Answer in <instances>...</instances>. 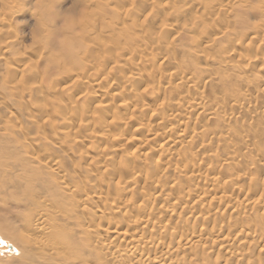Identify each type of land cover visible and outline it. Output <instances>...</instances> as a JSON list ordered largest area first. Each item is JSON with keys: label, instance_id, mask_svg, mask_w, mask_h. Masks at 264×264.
Segmentation results:
<instances>
[{"label": "rangeland", "instance_id": "374dc122", "mask_svg": "<svg viewBox=\"0 0 264 264\" xmlns=\"http://www.w3.org/2000/svg\"><path fill=\"white\" fill-rule=\"evenodd\" d=\"M56 1L58 3H56V5L51 4V6L52 10H56L55 13H57V10H60V13H57L58 15L55 19L57 24L62 23L67 16L76 14L75 10L77 6L74 11H71L72 9L69 10L70 5L74 0ZM102 1L105 2L104 0ZM115 1L117 3L114 5L107 3L106 7L108 9L106 7L103 8L102 19L99 22H102L105 25L104 28L102 26V29L100 23L97 22L96 26L99 29L95 30L96 33H89L88 45L90 47L92 46L93 51L88 47V53L84 58L92 59L94 61L96 55L102 52V74L99 75L96 80L91 78L93 67L91 61L88 63L89 65H87V67H84V75L79 79L74 73L79 70L77 65H66L67 67L64 65V68L61 65V70L60 67L59 69L57 68L56 64H50L51 55L56 53L54 46L49 45L44 48L45 41L32 43L33 39L31 40V38L35 37L33 36L35 35V31H33L35 30L34 19L36 17L37 19H41L40 17L45 18V15L40 13L38 9L39 7L36 5L37 0H22L21 4L24 2V5H20V9L17 8L21 11L19 15L15 14V16H17H14L15 18L13 17L14 20L9 23L10 26H7L6 30L1 29L2 27H0L1 30L6 31H3L4 34L0 31V35L5 37L7 36V31L11 32L13 30L14 32H11L10 34L16 32L21 41L18 47H15L16 51L4 54L2 61L12 64L17 60L15 58H18L17 56L20 55V63L24 66L23 71H17L13 79L5 78L2 80L1 77L4 76L0 75V81L5 83L8 82V86L16 84L17 89H21V87H29V82V84H31L36 80H39L38 78H35L33 74L30 75V72L40 71L43 74L49 73L47 78V75L44 76L43 83H40L41 85L49 87L48 85L53 86L56 80L61 78V76L67 75L64 79L65 83H59L60 86L67 83L65 90L57 88L55 91L50 90V93H47L48 91L46 88H44L43 91L40 89L41 86L38 88L39 90L36 88L38 94H43L41 101L44 102V98L49 97V100L47 99L48 101H45L47 102V105L44 108H41V112L37 111L34 104L27 103V97L25 99L14 97L7 102L5 99L6 97L8 98L9 92L7 91V93H3V91L0 90V101L5 102L0 103V132H6L4 135L8 137L13 135L9 138L5 137V142H3V137L0 138V140L3 139L0 143L5 145V147L4 145H1L3 146L2 150L4 149V152L2 151V153L4 155L6 154L9 160L11 159L10 161L6 160L7 164L9 163V170L11 165L13 168L18 167L19 173L21 172L20 169H30L35 164L30 163L27 160H30L29 157L34 155H40V157L50 162H55L52 160H61V163L64 161L63 170L67 171L69 175L73 174L72 164H81L84 168L88 167L86 169L90 172L91 169H93L94 172L97 171L96 173L99 174V177H101V179L103 178L104 181L96 183V178H93L94 174L92 173L89 183L92 191L89 189L87 183L83 186L87 191H95L97 193L103 191L108 193V189L110 188L109 192L111 190V198L122 196L128 198L133 196L132 198L135 199L134 196L136 195L135 197L138 201L135 203L142 205V211H138L139 213H137L135 209H130V212L121 210L116 214L106 213L103 216L117 219H134L136 214L138 216H143L145 219L149 217L148 219L151 220V225H148V227L143 229V231L146 230V232H143L144 236L150 235L148 233H150L149 228L152 224L158 225L162 220V224L166 225V228L163 230L166 232V235L179 236L183 240L189 238L192 241V238L195 237V240H197L199 234H203L205 237L211 239L208 240L207 238H204V236H201L204 245L207 244L204 246V250L198 249V252L196 251V256H194V252L191 253V255L189 253H186L185 255L183 253H172L173 249L168 246L169 244L167 243V240L165 239L164 242L163 239L162 241L166 244L159 241L160 245L157 247L158 250H156L157 255H159L161 251H167L169 254H172L173 257H171L174 258V261L178 260V262H176L177 264H189L192 262V264H264V242H262L264 241V133L259 130L264 123V110L263 112L260 110L254 114L251 119L244 118V115L255 110V105L261 103L264 105V0H238L240 3L237 2V0H153L155 3L152 0H140L142 4L141 2L138 4L139 0ZM210 2L212 4H210ZM223 5L225 6V9ZM45 8L50 10L51 7L49 5ZM126 9H128V11ZM133 10H136L135 13ZM137 12H139V15ZM147 12L150 15L149 17L147 16ZM129 13L137 15L134 17L137 18V20L139 18V21H143L142 25H138V21L136 20L137 23H135L136 21L134 20L133 23H135V25L130 26L129 24H131V21L133 20H130ZM144 15H146V17H144ZM243 15H245L244 18ZM47 19L49 21H46V27L52 22V20H50L51 18L49 19V15L47 16ZM103 19L107 22H104ZM112 25L115 27H112ZM123 25L130 26L131 30L128 29L129 32H125L122 30L124 27ZM165 25H167V27ZM257 25L258 27H256ZM119 28L121 30H119ZM76 31H79L78 26L72 31V35ZM39 32L43 33L46 32V30L41 28ZM169 32H171V34ZM228 32L230 33L228 34ZM131 33H133V35L137 34V39L135 38V40L128 42L127 36H130ZM95 37H98V39L93 40ZM0 39V41L3 40V38ZM143 39L147 42L145 47L146 50L142 49V51H140L139 48H143V44H141L142 41H144ZM77 44L80 43L78 42ZM126 44L131 45L129 47L130 49H125ZM1 48L2 46H0V50ZM82 49L83 48L79 50V54H77L78 57L82 53ZM17 52H19V54H17ZM140 55H144L142 56L144 59H141ZM70 58L71 57L68 56L63 57V59H66L65 62L69 61L68 65L71 64L72 61ZM145 58L146 61H144ZM77 60L78 58L75 59V62ZM24 62L27 63L24 64ZM58 62L60 63V60H58ZM127 63H138V65L134 68H128ZM112 65L114 67H112ZM70 70L71 72L64 73L65 71ZM107 70H109V72ZM93 72L95 73V70H93ZM73 73L75 74V77L73 76L74 78L71 77V75H74ZM160 74L164 75L160 76ZM168 76H171V78L168 79ZM84 77H87L85 79L88 82L87 84L86 81L81 82ZM154 77L156 78L152 80ZM160 77H163V79ZM208 78H212L213 81H209ZM92 80L95 83L96 81L101 82V88L99 87L100 90L106 87L104 88V90H107L105 97L104 95L100 96L93 92L97 89L90 91L91 87H89V85H92ZM36 89L34 91H36ZM196 92L198 95L205 94L204 97L206 96L207 99L205 97L204 102L207 104L209 103L208 105L210 108L207 110L208 112L204 114H196L194 116L191 114L192 117H190L188 111L191 108V100H194L197 95ZM58 98L60 100H58ZM248 101L251 102L249 103ZM256 102L258 103L256 104ZM189 103L190 105H188ZM52 105L63 107V109L61 108V113L58 114L60 117L56 115L54 116L56 118L59 117L57 119L55 118L59 123L57 126L59 129L56 130L51 129V126L46 123V121H48L47 118H50V116L52 117L54 113L52 112ZM71 105L74 108L73 112L69 110L65 111L66 108L68 109ZM146 105L148 108H146ZM100 108L101 110H99ZM223 109L228 112L231 111V117H228L224 121L220 116V112H222ZM243 112H245L244 115L242 114ZM173 113H175L174 115L176 116L172 115ZM177 114H181L182 116H177ZM184 115L189 120L184 118ZM257 115L259 116L258 118ZM29 116H36L34 117L36 119V124L29 125V123H26L30 118ZM62 119H65L67 123H61L62 121L59 120ZM119 119H123V121ZM184 119L186 123L182 122ZM25 120L26 122H24ZM113 120L119 122L115 123ZM137 120H140L139 123ZM99 121H101L103 125L97 123ZM178 121L184 123L183 130H185L180 132L177 131V134H173L169 127H172L173 124L176 126L180 123ZM221 121L226 122V125L228 126L225 128L226 131L222 130L223 132L225 131L224 133L215 130L217 125L219 123L221 124ZM22 122L25 125L23 124L24 130L21 131L18 128L22 126ZM249 123H251V125ZM36 125H39L37 126L38 130ZM4 127H6L8 131L5 130ZM1 129L5 131L3 132ZM252 129L256 132H253ZM12 131L16 133L19 132L18 136ZM249 131L250 134L254 133L256 135L252 134V137H254L253 139L251 138ZM221 133L223 134L220 135ZM24 136H33L34 140L30 141L26 139L25 142H21ZM93 136L99 140L97 141ZM167 137L169 139H175L176 143L174 145H167L163 140V138ZM149 138V146L147 144L144 145L145 139ZM179 138L181 140H179ZM47 139L52 141H47ZM78 139L80 145L76 146L74 142L78 141ZM114 139L115 141L116 139H118V141L120 140L119 142L117 141L121 145H119L120 147L117 142L115 144ZM121 139H123L122 142ZM126 140L132 144H127ZM57 142L58 144H56ZM61 142L63 144H61ZM16 144H24L22 145L23 149L25 146L27 147V149L25 148L24 150H28V152L26 151L28 155L25 157L28 158L27 160L23 158V153L16 155V153H20L22 150L21 145H18V150L21 148V150L18 151ZM59 144L64 147L60 150L54 149V146ZM255 144L257 145V149L255 148ZM116 147H119L116 152L117 155L115 154V157L112 158L117 149ZM231 147H233V150H231ZM234 147L236 148L234 149ZM12 149L14 150V153L12 152ZM75 149H78L80 152L79 154L82 155L87 154L88 152L93 155L98 154V156H105L104 154H106V152L108 153L103 159V156L101 158L99 157L100 163L98 162V164H94L88 160H83L82 157H78L79 155L76 153L74 154L73 150ZM236 150L237 153L241 154V157H243L239 162L240 164L232 162L230 158L236 153ZM110 151L112 156L108 158ZM14 155L15 157L18 156V158L14 157V159ZM7 157H5V159ZM104 160L106 162H104ZM228 160H231V164H229L230 162ZM254 160L256 161L253 162ZM11 161L13 162L10 165ZM64 163L66 165H64ZM218 164H221L222 167L226 164L224 166L226 168L219 170ZM176 165L177 167H175ZM197 165L199 166V169ZM110 166L112 167L110 168ZM106 167H109L107 168L109 171L113 170V172H117H114L115 174H113V172L107 170L106 173ZM125 167L130 171H126V169H124ZM158 167L159 169H157ZM133 169L137 174L134 173L135 171ZM120 170L122 172L125 170L128 174L123 173L124 175L122 176ZM131 170L133 171L132 174ZM9 172L11 173L13 171H8V173ZM146 174L150 175L149 177L155 176L158 179H161L159 180L161 182L160 187L163 185V188L161 187V192L159 191L158 193L157 191H152V193H149L147 196L148 200L145 197V201L142 202L143 199L140 196H142V194L146 195L147 192H149L146 187L147 183L145 182V179L149 177ZM128 175L130 176L128 177ZM72 176H74V174ZM214 176L219 178L216 183L210 181ZM130 178L134 179L132 181L135 182L133 183ZM125 179L126 181L129 180L127 184ZM80 180L78 179L79 183ZM143 180L145 184L142 182ZM118 185H122V187H120L121 191L117 193L116 188ZM123 186L127 187L124 189ZM144 187L147 188V191ZM196 191L199 194L200 199L197 202H193L196 203L195 206L192 205L193 203L187 205L185 201ZM64 194V197L59 196L63 203H73V201L78 199L74 196H77L75 193L72 194L70 192H65ZM189 194L191 195L189 196ZM168 195L169 199L171 197L170 200L167 198ZM149 196L151 197V200H149ZM37 199L45 202L42 195H40L39 198L37 197ZM4 200L5 193H1L0 208L2 207V203H4ZM261 204L262 208L259 206ZM10 206H12L11 202ZM12 207L14 208H12L13 213H25L28 210L27 206L23 207L21 204L19 206L13 204ZM145 208L148 209L146 210ZM150 208H156L153 210L155 213H153ZM164 208L165 210H168L165 214L163 213ZM73 212H76L77 215L81 214V212L76 209L75 211L73 210ZM2 213L3 212L0 211V214ZM83 214L86 219L88 217L89 219L92 218V216H88V214ZM185 214L189 219L186 218L187 216ZM50 217L51 216H47L48 219ZM70 217L72 218L73 214ZM159 218H161V220ZM186 219L188 220L186 221ZM93 220L96 221L97 217ZM72 227H74L73 224ZM231 227L236 229L239 228L238 232L240 230L241 232L237 236L241 237L244 234L243 237L246 241L243 237L241 240L236 239L237 236L233 238V234L231 235L230 233L234 228ZM217 228L220 229V232H216L218 231ZM20 229L21 231H24L22 227H20ZM207 231L213 236L218 234L220 236L213 238V236H211L210 233L208 234ZM260 236L261 238H259ZM212 239H215L214 242ZM234 239L235 241H232ZM253 240H256V242ZM4 242L8 244L4 245ZM167 246L168 248H166ZM206 246L208 247L206 248ZM18 250L17 246L9 241L8 238L3 236L0 237V264H9L8 260L10 258H17L19 256ZM149 251L153 253V255L156 253V251L154 252L152 249ZM153 255L151 254V256ZM178 255H181L182 259H180V256ZM126 258L128 259L129 257L125 256V260ZM88 260V263H90V259Z\"/></svg>", "mask_w": 264, "mask_h": 264}, {"label": "bare ground", "instance_id": "6f19581e", "mask_svg": "<svg viewBox=\"0 0 264 264\" xmlns=\"http://www.w3.org/2000/svg\"><path fill=\"white\" fill-rule=\"evenodd\" d=\"M22 1V0H21ZM21 1L20 0H0V27H2L1 29H5L6 30V27L7 26H10V22L13 19V17L15 16V14L19 15V13L21 12L19 7L20 5H24V2H22L21 4ZM105 2H103L102 0H74L73 3H71L70 5V8L69 10L71 11H74V9L76 8L75 10V13L76 14H73V15H70V16H67L64 21L60 24H57V22H55V19L57 17V13H60L58 10H57V13H55L56 10H52V5H56V3H58L56 0H37V7H39V11L41 14L45 15V18L43 17H40L41 19H37V17L34 19V25H35V37H32L31 40L33 39V42L32 43H37V42H42V41H45L44 42V48L48 47L49 45L51 46H54L55 49H56V53L51 55L50 57V64L52 65H57V68L59 69V67L62 65L63 68H64V65L66 66H76L78 67V71H73L77 77H79V79H81L80 77L84 75V67H87V65H89L88 63L91 61L93 67H92V71H91V78L96 80L97 77L99 75H101L102 73V52L100 54H97L96 55V58L94 59V61L92 59H88V58H84V56L88 53V47H90L88 45V41H89V33H96L95 30L99 29L96 25H97V22L101 21L102 19V14H103V11L106 6H107V3L109 4H116L117 2L115 0H104ZM111 1V2H110ZM121 1V0H120ZM119 1V2H120ZM144 1V0H143ZM146 1V0H145ZM153 1V0H152ZM169 1V0H168ZM167 1V2H168ZM236 1V0H235ZM244 1V0H243ZM261 1V0H260ZM134 2V1H133ZM139 2H141L140 0L138 1V4ZM154 2V1H153ZM161 2V1H160ZM174 2V1H173ZM230 2V1H229ZM233 2V1H232ZM237 2H239L237 0ZM263 2V1H262ZM155 3V2H154ZM165 3V2H164ZM240 3V2H239ZM142 4V2H141ZM152 4V3H151ZM168 4V3H167ZM173 4V3H172ZM210 4H212L210 2ZM209 4V5H210ZM219 4V3H218ZM225 4V3H224ZM50 5V10L49 9H46L45 7L49 6ZM128 5V4H127ZM155 5V4H154ZM170 5V4H169ZM175 5V4H174ZM228 5V3H227ZM232 5V4H231ZM234 5V3H233ZM238 5V4H237ZM236 5V6H237ZM122 6V5H121ZM125 6V5H124ZM143 6V5H142ZM161 6V5H160ZM167 6V5H166ZM172 6V5H170ZM220 6V5H219ZM224 6V5H223ZM131 7V6H130ZM193 7V6H192ZM207 7V6H206ZM212 7V6H211ZM18 8V9H17ZM49 8V7H48ZM107 8V7H106ZM116 8V7H115ZM169 8V7H168ZM167 8V9H168ZM227 8H231V7H227ZM226 8V9H227ZM57 9V8H55ZM108 9V8H107ZM132 9V8H131ZM154 9V8H153ZM170 9V8H169ZM168 9V10H169ZM215 9V8H214ZM224 9H225V6H224ZM223 9V10H224ZM112 10V9H110ZM128 11V9H126ZM125 10V11H126ZM151 10V9H150ZM210 10V9H209ZM221 10V9H220ZM228 10V9H227ZM231 10V9H230ZM35 11V10H34ZM109 11V10H108ZM134 11V10H133ZM136 11V10H135ZM134 11V13H135ZM207 11V10H206ZM222 11V10H221ZM232 11V10H231ZM235 11V9H234ZM132 12V10H131ZM181 12V11H180ZM210 12V11H209ZM208 12V14L210 15V13ZM211 12H212V9H211ZM105 13V12H104ZM133 13V12H132ZM132 13H129L130 15V20L132 19L133 21H131V24H129L130 26H133L135 25V23H137L138 21V25H142V22L143 21H139V18L137 20V18H135L134 16H137V15H133ZM138 15H139V12H137ZM142 13V11H141ZM148 13V12H147ZM214 13V11H213ZM212 13V15H213ZM220 13V12H219ZM71 14V13H70ZM127 14V13H126ZM16 15V16H17ZM37 15V14H36ZM49 15V19L52 20L51 24L46 27L45 26V23L46 21H49L47 19V16ZM106 15V13H105ZM147 15V14H146ZM146 15H144V17H146ZM182 15V14H181ZM215 15V14H214ZM264 15V14H263ZM15 16V17H16ZM107 16V15H106ZM133 16V17H132ZM141 16V15H140ZM148 17L150 16L149 13L147 15ZM179 16V15H178ZM176 16V17H178ZM240 16V15H239ZM245 15H243V18H244ZM14 17V18H15ZM139 17V16H138ZM203 17V16H202ZM215 17V16H214ZM135 18V19H134ZM141 18V17H140ZM175 18V17H174ZM201 18V17H200ZM208 18V17H207ZM211 18V17H210ZM263 18V16H262ZM171 19V18H170ZM225 19V18H224ZM134 20L136 21L135 23ZM197 20V19H196ZM199 20V18H198ZM197 20V21H198ZM104 21V19H103ZM109 21V20H108ZM113 21V20H112ZM116 21V20H115ZM55 22V24H54ZM104 22H107L106 20ZM118 22V21H117ZM116 22V23H117ZM245 22V21H244ZM100 23V27L104 28V24L102 22H99ZM125 23V22H124ZM141 23V24H140ZM145 23V22H144ZM143 23V24H144ZM241 23V22H240ZM103 24V25H102ZM110 24V23H109ZM108 24V25H109ZM118 24V23H117ZM122 24V23H121ZM126 24V23H125ZM136 24V25H137ZM146 24V23H145ZM144 24V25H145ZM143 25V26H144ZM204 25V24H203ZM78 26L79 28V31H76L73 35H72V31L75 30V28ZM107 26V24H106ZM124 26V25H123ZM130 26H127L125 25L122 30H124L125 32H129V30H131V27ZM167 27V25H165ZM112 27H115L112 25ZM258 27V25L256 26ZM260 27V26H259ZM45 29L46 32H39L40 29ZM102 28V29H103ZM108 28V27H107ZM170 28V27H169ZM169 28H166V29H169ZM216 28V27H215ZM227 28V26H226ZM1 33L4 34L3 31L5 30H1ZM111 29V28H110ZM114 29V28H113ZM129 29V30H128ZM165 29V28H164ZM258 29V28H257ZM261 29V28H260ZM10 30V28H9ZM94 30V31H92ZM119 30H121L119 28ZM259 30V29H258ZM225 31V30H224ZM6 32V31H5ZM11 32H14L13 30ZM10 31H7V36L3 37L2 35H0V38H3L2 41H0V46H2L0 52H1V55H0V75H3L4 77H1L2 80H4L5 78H10V79H13L14 78V75L17 73V71H23V68L24 66H22V63H20L21 61V56L18 55L17 57L18 58H15L17 60H15L14 63L12 64H8L6 63V61H2L3 60V56L5 53H12L14 51H16V48L15 47H18V45L21 43L20 41V38L19 36L17 35V33L15 34H10L11 33ZM166 32V31H165ZM0 33V34H1ZM171 34V32H169ZM226 33V32H225ZM230 32H228L229 34ZM6 34V33H5ZM168 34V33H166ZM221 34V33H219ZM5 38V39H4ZM135 38L137 39V34H134L131 33L130 36H127V41L130 42V41H133L135 40ZM139 38V37H138ZM95 39H98V37H95L93 38V40ZM1 40V39H0ZM142 40V39H141ZM144 40V39H143ZM80 43V44H77V43ZM2 44V45H1ZM77 44V45H76ZM143 44V48H139L140 51L143 50H146V44L147 42L142 41ZM206 44V43H205ZM210 45V44H209ZM21 46V45H20ZM131 45L130 44H126V47L125 49L129 48ZM141 46V45H140ZM104 47V46H103ZM139 47V46H138ZM209 47V46H208ZM212 47V46H211ZM82 49V53L79 55V50ZM91 48V51H93L92 49V46L90 47ZM124 48V47H123ZM130 49V48H129ZM74 50V51H72ZM32 51V50H31ZM131 51V50H129ZM81 52V51H80ZM125 52V50H124ZM21 53V52H20ZM69 53H72V54H69ZM129 53V52H128ZM17 54H19V52H17ZM71 57L70 60L71 61V64L68 65V62H65L66 59H63V57ZM142 56L144 55H140L141 59H144V57L142 58ZM146 57V56H145ZM224 57V56H223ZM78 58V62L76 61L75 62V59ZM149 58V57H148ZM151 58V57H150ZM31 59V58H30ZM58 60H60V63L58 62ZM229 60V59H228ZM231 60V59H230ZM233 60V59H232ZM146 61V58L145 60ZM30 62V61H29ZM143 62V61H142ZM223 62V61H222ZM19 63V64H18ZM27 62H24V64H26ZM231 63V62H230ZM126 64V63H125ZM128 64V63H127ZM145 64V63H144ZM138 65V63H129L128 64V68H134ZM249 65V64H248ZM253 65V64H251ZM66 66V67H67ZM90 67V66H89ZM88 67V68H89ZM112 67H114L112 65ZM91 68V67H90ZM95 68V69H93ZM119 68V67H118ZM252 68V67H251ZM29 69V68H28ZM61 69V67H60ZM101 69V70H100ZM111 69V68H109ZM114 69V68H113ZM62 70V69H61ZM68 70V69H67ZM73 70V69H72ZM93 70H95V73L93 72ZM126 70V69H125ZM258 70V69H257ZM262 70V69H261ZM51 71V70H50ZM60 71V70H59ZM109 72V70H107ZM112 71V70H111ZM116 71V70H114ZM63 72V71H62ZM69 73L71 72L70 71H65L64 73ZM89 72V71H88ZM87 72V73H88ZM61 73V72H59ZM73 73V74H74ZM86 73V74H87ZM30 75L33 74L35 78H38L39 80L29 84L28 82V86H26L25 88L24 87H21V89H17V85L16 84H13V85H10L8 86L7 83L8 82H3V81H0V90L3 91V93H7V91L9 92L8 93V98L6 97V101H10L12 98L14 97H20V98H26L27 97V103L28 104H34L37 108V111H40L41 108H44L46 105H47V102L45 101H48L49 97H46L44 98V102L41 101V98L43 96V94H38V88L40 87V89L43 91L44 88L47 89V93H50V90H56L57 88H60L62 90H65L66 88V84L65 85H59V83L63 82L65 83L64 79L65 77H67V75H63L61 76V78L59 79H55L56 82L54 83L53 86H50L48 85L49 87H47L46 85H41L40 83H43V79H44V76H46V78L48 77V74L49 73H46V74H43L41 73L40 71H36V72H30L29 73ZM72 74V73H70ZM75 74L74 75H71V77H75ZM114 74V73H113ZM171 74V73H170ZM162 74H160L161 76ZM164 75V74H163ZM162 75V76H163ZM168 75V74H167ZM38 76V77H37ZM93 76V77H92ZM73 77V78H74ZM152 77V76H150ZM159 77V76H158ZM165 77V76H164ZM169 77V76H168ZM213 77V76H211ZM250 77V76H249ZM87 78V77H86ZM84 77V79H82L81 82L83 81H86V79ZM90 78V77H89ZM130 78V77H129ZM156 77L152 78V80H154ZM163 79V77H160ZM159 78V79H160ZM167 78V77H166ZM171 76L168 78L170 79ZM173 78V76H172ZM69 79V78H68ZM183 79V78H182ZM215 79V77H214ZM54 80V81H55ZM128 80V79H127ZM130 80V79H129ZM185 80V78H184ZM209 81H213L212 78H208ZM40 81V82H39ZM50 81V80H49ZM76 81V80H75ZM68 82V81H67ZM70 82V81H69ZM79 82V80H78ZM169 82V81H168ZM74 83V82H73ZM88 82L86 81V84ZM100 81H96V83L92 80V85H89V87H91L90 91L93 90V89H97L96 91H93L95 92L97 95H104L105 97V94L107 93V90H104V87L103 89L100 90ZM40 84V85H39ZM78 84V83H76ZM210 84V83H209ZM20 85V84H19ZM27 85V84H26ZM264 85V84H263ZM38 86V87H37ZM76 86V85H75ZM255 86V85H254ZM258 86V85H257ZM256 86V87H257ZM262 86V84H261ZM100 87V88H99ZM110 87V86H109ZM264 87V86H263ZM38 90H37V89ZM259 88V87H258ZM36 89V91H34ZM261 89V88H260ZM110 90V89H109ZM195 90V89H194ZM259 90V89H257ZM25 91V92H24ZM71 91V90H70ZM101 91V92H100ZM40 92V91H39ZM92 92V93H93ZM110 92V91H109ZM94 93V94H95ZM201 93V92H200ZM56 94V93H55ZM83 94V93H82ZM85 94V93H84ZM95 94V96H96ZM195 94V93H194ZM197 94V92H196ZM195 94V95H196ZM50 95V94H49ZM198 95V94H197ZM196 95V96H197ZM205 95V94H204ZM204 95H198L197 97L195 96L194 100H191L192 104H191V108L189 109V114H190V117L191 114L196 115V114H204L206 112H208L207 110H209V103H205L204 99ZM39 96H40V99H39ZM70 96V94H69ZM91 96V95H90ZM111 96V95H110ZM33 97H36V98H33ZM55 97V96H54ZM59 97V96H57ZM56 97V98H57ZM94 97V96H93ZM55 98V99H56ZM249 99H251L250 97H248ZM48 99V100H47ZM93 99V98H91ZM207 99V97H206ZM209 99V98H208ZM254 99V98H253ZM58 100H60L58 98ZM53 101V99H52ZM126 101V100H125ZM207 101V100H206ZM4 101H0V103H3ZM60 102V101H59ZM127 102V101H126ZM129 102V101H128ZM190 102V103H191ZM249 102V101H248ZM251 102V101H250ZM249 102V103H250ZM5 103V102H4ZM13 103V102H12ZM62 103V101H61ZM154 103V102H153ZM190 103L188 105H190ZM258 102H256L257 104ZM9 104V103H8ZM25 104V103H24ZM54 104V103H53ZM100 104V103H99ZM124 104V103H123ZM151 104V103H150ZM207 104V105H206ZM248 104V103H246ZM7 105V104H5ZM4 105V106H5ZM55 105V104H54ZM53 106V110L52 112L53 115L52 117L50 116V118L48 117V121H46L47 125L51 126V129L53 130H56V129H59L57 128L58 126V122H57V118H59L60 116L58 114H60L61 112V108L63 109V107L61 106ZM62 105V104H61ZM65 105V104H64ZM98 105V104H97ZM144 105V103H143ZM141 105V106H143ZM148 105V104H147ZM146 105V108H148V106ZM250 105H253V104H250ZM153 106V105H152ZM155 107V106H154ZM261 108V109H259ZM264 108V105L263 103L261 104H257L254 106V111H250L249 112V109H248V112L246 111V115H244L245 112H243L242 114L244 115V118H247V119H251L252 116H254V114H256L257 112H259L260 110L263 112V109ZM73 106H69L68 109L66 108L65 111L69 110L71 112H73ZM84 109V108H83ZM154 109V108H153ZM101 110V108L99 109ZM155 110V109H154ZM252 110V109H250ZM51 111V110H50ZM103 111V110H102ZM12 112V111H11ZM41 112V111H40ZM70 112V113H71ZM38 113V112H37ZM175 113H173L172 115H174ZM241 114V115H242ZM261 114V113H260ZM264 114V113H263ZM13 115V114H12ZM38 115V114H37ZM59 116V117H54V116ZM178 115H181V114H177ZM186 115V114H185ZM184 115V116H185ZM32 116V115H31ZM40 116V115H39ZM176 116V115H174ZM182 116V115H181ZM220 116L222 118V120L224 121L225 119H227L228 117H231V111L228 112L226 111L225 109H223L222 112H220ZM261 116V115H260ZM20 117V116H19ZM30 117V116H29ZM28 117V118H29ZM36 116H33V117H30L26 122V120L24 122L26 123H29L34 125L36 124V119L34 118ZM54 117V118H53ZM180 117V116H179ZM259 116L257 115V118ZM7 118V117H6ZM56 118V119H55ZM186 118V116L184 117ZM20 119V118H19ZM188 119V118H186ZM254 119V118H253ZM5 120V119H4ZM121 120V119H119ZM128 120V119H127ZM130 120V119H129ZM189 120V119H188ZM244 120V119H243ZM8 121V120H7ZM44 121V120H43ZM59 121H62L61 123H67L65 121V119H62V120H59ZM114 121V120H113ZM117 121V120H116ZM123 121V119L121 120ZM138 121V120H137ZM136 121V122H137ZM140 121V120H139ZM138 121V123H139ZM45 122V121H44ZM82 122V121H81ZM115 122V121H114ZM119 122V121H117ZM115 122V123H117ZM180 123H178L176 126L175 124L172 125V127L170 126L169 129L170 131L173 133V134H177V131L180 132V131H184L183 130V127H184V123L182 122H185V119L184 121L182 120L181 121H178ZM250 122V120H249ZM8 123V122H7ZM60 123V124H61ZM97 123H101V121L97 122ZM111 123V122H110ZM135 123V122H133ZM186 123V122H185ZM22 126H20V128H18L19 130H24V123L22 122L21 123ZM24 124V125H23ZM45 124V123H44ZM113 124V123H112ZM121 124V123H120ZM125 124V123H124ZM227 123L226 122H222L221 121V124L219 123L216 127V131L217 132H223L222 130H225L226 127H228L226 125ZM251 125V123H249ZM5 125V124H4ZM31 125V126H32ZM81 125V123H80ZM103 125V124H102ZM134 125V124H133ZM39 126V125H36V127ZM230 126V125H229ZM248 127V126H246ZM245 127V128H246ZM252 127V126H251ZM30 128V127H29ZM35 128V127H33ZM82 128V127H81ZM142 128V127H141ZM253 128V127H252ZM255 128V127H254ZM5 130L6 127H4ZM9 129V128H8ZM168 129V130H169ZM257 129V128H256ZM3 131V129H1ZM4 130V131H5ZM18 130V131H19ZM37 130H38V127H37ZM214 130V129H213ZM212 130V131H213ZM243 130V129H241ZM249 130V128H248ZM259 130L261 132L264 133V123L261 125V127L259 128ZM3 131V132H4ZM8 131V130H7ZM15 131H16V127H15ZM169 131V132H170ZM226 131V130H225ZM224 131V132H225ZM237 131V130H236ZM251 131V130H250ZM250 131H249V134H250ZM252 131L254 132L255 130L252 129ZM251 131V132H252ZM258 131V130H257ZM14 132V131H12ZM12 132H9V133H12ZM215 132V131H214ZM223 132V133H224ZM248 132V131H247ZM256 132V131H255ZM6 134V132H4ZM4 133L0 132V138L3 137L4 138V141L3 139H1L3 142H5V137H8L6 135H4ZM15 134H17L18 136V133L19 132H14ZM21 133V132H20ZM185 133L187 134V132L185 131ZM199 133V132H198ZM213 133V132H211ZM223 133H221L220 135H222ZM228 133H229V129H228ZM245 133V132H244ZM262 133V134H263ZM8 134V133H7ZM35 134V133H34ZM185 134V135H186ZM203 134V133H202ZM254 134V133H252ZM252 134L251 135V138L253 139L254 137H252ZM11 135V134H9ZM97 135V134H96ZM99 135V134H98ZM113 135V134H112ZM111 135V137H112ZM215 135V133H214ZM238 135V134H237ZM243 135V134H242ZM255 135V134H254ZM261 135V134H260ZM13 136V135H12ZM12 136H9V137H12ZM20 136V134H19ZM95 136V134H94ZM93 136V137H94ZM101 136V135H99ZM183 136V135H182ZM245 136V135H244ZM256 136V135H255ZM8 137V138H9ZM54 137V136H53ZM118 137V135H117ZM132 137V136H131ZM176 137V136H175ZM174 137V138H175ZM178 137H181V136H178ZM188 137V136H187ZM193 137V136H192ZM248 137V136H247ZM15 138V137H14ZM19 138V137H18ZM17 138V139H18ZM90 138V137H89ZM96 138V137H94ZM110 138V136H109ZM116 138V137H114ZM129 138V137H128ZM133 138V137H132ZM244 138V137H243ZM27 140H34V137L33 136H24L23 137V140L21 142H25ZM51 139V138H50ZM50 139H47V141H49ZM61 139V138H60ZM69 139V138H68ZM229 139V138H228ZM0 140V141H1ZM84 140V139H83ZM96 140L98 141L99 139L96 138ZM110 140V139H109ZM112 140V138H111ZM123 139H121V142H122ZM129 140V139H127ZM126 140V142H127ZM163 140L165 141V143L167 145H170V144H175L176 141L175 139H169L168 137L167 138H163ZM178 140V138H177ZM179 140H181L179 138ZM232 140V139H230ZM46 141V142H47ZM52 141V140H50ZM55 141V140H54ZM73 141V139H72ZM115 141V139H114ZM113 141V142H114ZM118 141V139H116L115 141V144L116 142ZM120 141V140H119ZM118 141V142H119ZM220 141V140H219ZM234 141V140H233ZM95 142V141H94ZM93 142V143H94ZM117 142L118 146L120 145L119 143ZM120 142V143H121ZM125 142V143H126ZM183 142V141H181ZM55 143V142H54ZM53 143V144H54ZM77 145H80V142H79V139L78 141H75L74 142ZM83 143V142H82ZM124 143V144H125ZM131 142H127V144H129ZM148 143H150V138L149 139H145L144 141V145H148ZM201 143V142H199ZM227 143V142H226ZM231 143V142H230ZM58 144V142L56 143ZM61 144H63L61 142ZM57 145V146H54L55 148L54 149H61L63 148L64 146L63 145ZM132 144V143H131ZM130 144V145H131ZM138 144V143H137ZM203 144V143H202ZM206 144V143H205ZM223 144V143H222ZM236 145H238L237 143H235ZM1 145H4L2 143H0V194L1 193H5V200H4V203H2V207L0 208V211H2L3 213L0 214V237H6L8 238L9 241L13 242L17 248L19 249L18 250V254L19 256L16 258V257H13V258H10L8 261H9V264H177L176 262L177 261H174L172 258V254H169L167 251L164 252V251H161V253H159V255H157V247H159V241L161 242L163 239H164V242H165V239L167 240V243L169 244L168 246L170 248H172V253L176 252V253H183L184 255L187 253H189L191 255V253H195L194 256H196V253L198 252L197 250L198 249H201V250H204V246L207 244L204 245V242L202 241L201 239V236L203 237L204 235L203 234H199V238L197 240H195V237L192 238V241L191 239H185L183 240L181 237L179 236H175V235H166L164 228H166V225L165 224H162V220L161 218H159L161 221L158 225H154L152 224V226L149 228V231L150 235L148 236H144L143 235V232H146V230L143 231V229L145 227H148V225H151L150 221L148 218H144L143 216H138L135 214L134 216V219H117V218H108V217H105L103 216L104 214L106 213H112V214H116L117 212L121 211V210H124L125 212H130V209H135L137 213H139L138 211H142V208L140 204H136L135 202L138 201V199H136V195L134 196L135 199H133L132 197H128V198H125L126 196H122V197H117L115 198V194H114V198H111L112 194L109 192V189H108V193L106 192H103V191H100V192H91V186H89V183H90V178L92 177V173L94 174L93 178H96V183L97 182H104L103 181V178L101 179V177H99V174H97L96 172H94L93 169H91V172L82 167L81 164H72V168H73V174L74 176H72L73 174H70L67 173V171L63 170V162L61 163V160H52V161H55V162H50V161H46L44 158L40 157V155H34V156H30V160H27L28 158H25L27 157L28 155V150L24 151L25 148L27 149V147L25 146V148L23 149L22 145L24 144H16L17 145V150H18V145H21V148H19L20 153H16V155H19V154H22L23 153V158H25L28 162L30 163H34L35 165L33 167H31L30 169H27V170H21L20 169V173L18 172V167H14L11 165L12 162L14 161H11L10 162V165H11V168L9 170V163L7 164V161L9 160V158L7 157V155L3 154L2 151V148L3 146ZM83 145V144H82ZM123 145V144H122ZM216 145V144H215ZM219 145V144H218ZM231 145V144H230ZM242 145V144H241ZM240 145V146H241ZM117 146V145H115ZM121 146V145H120ZM119 146V147H120ZM129 146V145H128ZM133 146V145H132ZM149 146V145H148ZM203 146V145H201ZM221 146V145H220ZM223 146V145H222ZM239 146V147H240ZM256 144H255V148H256ZM5 147V145H4ZM20 147V146H19ZM119 147H116V151L115 153L113 154V156L111 155V151H110V155L108 154V158H110L112 156V158H114L116 152L118 151ZM209 147V146H208ZM207 147V148H208ZM53 148V147H52ZM139 148V147H138ZM142 148V147H141ZM232 148V149H231ZM230 149L233 150V147H231ZM236 147H234L235 149ZM259 148V147H258ZM14 149V147H13ZM12 149V152L14 153V150ZM16 149V148H15ZM111 149V148H110ZM115 149V147H114ZM121 149V148H120ZM205 149V148H204ZM242 149V148H241ZM257 149V148H256ZM6 150V149H5ZM18 150V151H19ZM52 150V149H51ZM249 150V149H248ZM251 150V149H250ZM17 151V152H18ZM55 151V150H54ZM74 151V154L76 153L77 155H79L78 157H82L83 160H88L89 162H92L94 164H98L99 162V157L101 158L102 156H98L97 155H93V154H89L87 152V154H79L80 152L78 151V149L76 150H73ZM72 151V153H73ZM109 151V150H108ZM239 151V150H238ZM4 152V151H3ZM10 152V153H12ZM104 152V151H102ZM236 153H234L230 158L232 160V162L234 163H238L240 164L239 162L243 159V157H241V154L237 153V150L235 151ZM252 152V150H251ZM264 152V151H263ZM95 153V152H94ZM101 153V152H100ZM108 152H106V154H104L105 156L107 155ZM258 153V152H257ZM244 154V153H243ZM13 155V154H12ZM11 155V157H12ZM101 155V154H100ZM117 155V154H116ZM194 155V154H193ZM21 156V155H20ZM98 156V157H97ZM103 156L102 159L105 157ZM5 157H7L5 159ZM15 157V155L13 156V158ZM18 158V156H16ZM15 157V158H16ZM136 157V156H135ZM14 158V159H15ZM263 158V157H262ZM5 159V160H4ZM224 159V158H223ZM7 160V161H6ZM11 160V159H10ZM9 160V161H10ZM22 160V158H21ZM126 160V159H125ZM124 160V161H125ZM225 160V159H224ZM231 160H228L229 162ZM6 161V162H5ZM68 161V160H67ZM123 161V163H124ZM256 160H254L253 162H255ZM15 162V161H14ZM19 162V161H18ZM103 162V161H102ZM104 162H106L104 160ZM122 162V160H121ZM120 162V163H121ZM225 162V161H223ZM100 163V162H99ZM108 163V162H107ZM226 163V162H225ZM17 164V163H16ZM20 164V162H19ZM104 164V163H102ZM110 164V163H109ZM107 164V165H109ZM122 164V163H121ZM231 164V162L229 163ZM228 164V165H229ZM254 164V163H253ZM261 164V163H260ZM64 165H66L64 163ZM219 165V164H218ZM223 165V163H222ZM226 165V164H225ZM224 165V166H225ZM256 165V164H254ZM106 166V165H105ZM104 166V167H105ZM195 166V165H194ZM193 166V168H194ZM223 166V167H224ZM8 167V169H7ZM65 167V166H64ZM112 166H110L111 168ZM119 167V165H118ZM124 167V165H123ZM128 167V165H127ZM127 167H125L124 169H126ZM133 167V166H132ZM177 167V165L175 166ZM174 167V169H175ZM192 167V166H191ZM198 169H199V166L197 165ZM221 167V168H219ZM218 169H225L226 167H222L221 164L219 165ZM229 167V166H228ZM90 168H91V165H90ZM107 168L109 167H106L105 171L107 173ZM117 168V167H116ZM180 168V167H179ZM182 168V167H181ZM185 168V167H184ZM196 168V166H195ZM14 169V170H13ZM65 169V168H64ZM101 169V167H100ZM120 169V168H118ZM130 169V168H129ZM132 169V168H131ZM135 169V168H134ZM133 169V170H134ZM159 169V167L157 168ZM165 169V168H164ZM186 169V168H185ZM184 169V170H185ZM187 170V169H186ZM8 171H13V172H9ZM93 171V172H92ZM99 171V170H98ZM103 171V170H102ZM105 171H104V174H105ZM109 171V170H108ZM124 172H122L120 170V172H122V176L126 173L128 174L126 171H130L128 169L123 170ZM132 171V170H131ZM135 171V170H134ZM109 172H113L112 171H109ZM115 172V171H114ZM113 172V174H115ZM183 172V171H182ZM124 173V174H123ZM133 173V171L131 172V174ZM134 173L137 174V172L135 171ZM159 173V171H158ZM110 174V173H108ZM119 174V173H118ZM150 174V173H148ZM146 174L148 177L150 175ZM156 174V173H155ZM154 174V175H155ZM135 175V174H134ZM158 175V174H157ZM103 176V175H102ZM120 176V175H119ZM130 175H128L129 177ZM145 176V175H144ZM153 176V175H151ZM240 176V175H239ZM85 177V178H84ZM114 177V176H113ZM127 177V175H126ZM159 177V176H158ZM92 178V179H93ZM116 178V177H115ZM119 178V177H118ZM122 178V177H121ZM144 178H147V177H144ZM78 179L80 180V183L78 182ZM127 179V178H126ZM125 179V181H126ZM129 179V178H128ZM131 179V178H130ZM148 179V180H147ZM145 179V182L147 183L146 187L148 188V191L147 194H142V196H140L144 202V198L146 197L147 199V196L149 195V193H152V191L156 192L157 193L163 188V185L160 187V181L161 179H158L157 177H149ZM221 179V178H220ZM95 180V179H93ZM106 180V179H104ZM123 180V178H122ZM134 180V179H131V181ZM219 180L218 177L214 176L210 179L211 182H217ZM124 181V180H123ZM129 180L126 181V184ZM130 181V183L132 184V182ZM135 182V181H134ZM133 182V183H134ZM144 182V180L142 181ZM144 182V184H145ZM86 183L88 184L89 186V189L91 191H87V189L83 188L84 185H86ZM117 184V182H116ZM125 184V185H126ZM130 184V185H131ZM123 185V184H122ZM122 185H118L117 188H116V191L117 193L120 192V187H122ZM129 185V184H128ZM144 186V185H143ZM124 187V186H123ZM127 186L124 187V189L126 188ZM93 188V187H92ZM145 188V187H144ZM145 188V190L147 189ZM96 189V188H95ZM122 189V188H121ZM143 190V188H142ZM197 190V189H196ZM115 191V192H116ZM123 191V189H122ZM147 191V190H146ZM199 191V190H198ZM65 192H70L72 194H77L74 195L76 198H78L77 200L73 201V203L71 202H68V203H63L62 202V199L59 197V196H65ZM153 192V193H154ZM161 192V191H160ZM125 193V192H124ZM123 193V194H124ZM143 193V191H142ZM145 193V191H144ZM192 193V192H191ZM111 194V195H110ZM165 194V193H163ZM168 194V193H167ZM166 194V195H167ZM172 194V193H171ZM42 195V197L45 199V202L44 201H40L37 199V197L39 198V196ZM80 195V196H79ZM134 195V194H133ZM160 195V193H159ZM191 194H189L190 196ZM156 196V195H155ZM47 197V198H45ZM81 197V199H80ZM150 197V196H149ZM160 197V196H159ZM140 198V199H141ZM157 198V197H155ZM167 198L169 199V195L167 196ZM188 198V196H187ZM111 199V200H110ZM171 199V197H170ZM169 199V200H170ZM199 194L196 192H194L191 197H189V199H187L185 201V203L187 205H190L191 203H193L194 201L197 202L199 200ZM42 200V199H41ZM148 200V199H147ZM146 200V201H147ZM151 200V197L150 199ZM166 200V199H165ZM67 201V200H66ZM10 202L12 203V206L13 204L16 205V206H19L21 204V206L25 207L27 206L28 207V210L25 212V213H13V210H12V206H10ZM140 202V201H139ZM72 204V205H70ZM152 204V203H151ZM158 204V203H157ZM264 204V203H263ZM69 207H68V206ZM192 205H196V203H193ZM145 206V205H144ZM261 206L262 208V204L259 205ZM147 207V206H146ZM152 207V206H151ZM168 207V206H167ZM171 207V206H170ZM193 207V206H192ZM191 208V206H190ZM14 209V208H13ZM78 210L81 212V216L78 214L77 215V211L76 212H73V210L75 211ZM146 210L148 208H145ZM152 209V208H150ZM156 209V208H155ZM155 209H152L155 210ZM159 209V208H158ZM161 209V208H160ZM145 210V211H146ZM164 210V214L167 213V209L165 210V208L163 209ZM144 211V210H143ZM151 211V210H150ZM189 212V211H188ZM88 214V216H92L91 219H89V217L86 219L84 214ZM143 213V212H142ZM151 213V212H150ZM149 213V214H150ZM153 213H155L153 211ZM161 213V212H160ZM162 213V214H163ZM73 214V217L71 218L70 216ZM161 214V215H162ZM163 214V215H164ZM157 215V214H156ZM159 215V214H158ZM170 215V214H168ZM180 215V214H179ZM178 215V216H179ZM186 215V214H185ZM184 215V216H185ZM191 215V214H189ZM47 216H51L49 219L47 218ZM160 216V215H159ZM158 216V217H159ZM167 216V214H166ZM165 216V217H166ZM183 216V215H182ZM187 216V215H186ZM97 217V220L94 221L93 219ZM163 217V216H162ZM151 218V217H150ZM188 218V216L186 217ZM189 219V218H188ZM186 219V221L188 220ZM164 220V219H163ZM155 223V222H154ZM182 223H183V220H182ZM72 224L74 225V227H72ZM157 224V223H156ZM20 227H22L24 229V231H21ZM230 228V227H229ZM231 228H234V227H231ZM212 229V228H211ZM218 229V228H217ZM239 229V228H238ZM238 229L234 228L231 230V235L233 234V238L236 237L237 235H239V233L241 232V230L238 232ZM213 230V229H212ZM203 232V231H201ZM200 232V233H201ZM208 232V231H207ZM216 232H220V229H218V231ZM210 232H208L209 234ZM215 234H218V233H215ZM242 234V233H241ZM255 234V233H254ZM258 234V233H257ZM211 236H213L211 233H210ZM222 235V234H221ZM207 236V235H206ZM209 236V235H208ZM216 236H220L219 234L216 235ZM215 235L213 236V238L216 237ZM244 236V234H243ZM239 237L237 236L236 239H242V237ZM254 236V235H253ZM259 236V235H258ZM257 236V237H258ZM247 237V236H246ZM245 237V238H246ZM204 238H207L204 236ZM231 238V237H229ZM261 238V236L259 237ZM3 239V238H1ZM208 240L210 238H207ZM244 239V237H243ZM248 239V238H246ZM254 239V237H253ZM204 240V239H203ZM211 240V239H210ZM213 240V239H212ZM215 240V239H214ZM213 240V242H214ZM237 240V241H238ZM245 240V239H244ZM258 240V239H257ZM158 241V242H157ZM232 241H235L232 240ZM246 241V240H245ZM244 241V242H245ZM252 241V239H251ZM256 242V240H253ZM8 242V241H7ZM163 242V241H162ZM163 242V243H164ZM207 242V241H206ZM218 242V241H217ZM254 242V243H255ZM264 242V241H262ZM260 242V243H262ZM195 243V244H193ZM252 243V242H251ZM4 245L5 244H8L6 242L3 243ZM166 244V243H164ZM216 244V242H215ZM91 245V247H90ZM162 245V244H161ZM212 245V244H211ZM168 246L166 248H168ZM8 247L10 248V246L8 245ZM154 247V248H153ZM161 247V246H160ZM163 247V246H162ZM208 246H206L207 248ZM4 248V247H3ZM152 251H156V253H151L149 250ZM17 250V249H16ZM197 251V252H196ZM160 252V251H159ZM226 252V251H225ZM228 253V252H227ZM151 254L153 256H151ZM189 255V257H190ZM231 255V254H230ZM125 256L126 257H129L128 259L126 258L125 260ZM172 256V257H171ZM177 256V255H176ZM174 256V257H176ZM180 256V259L181 258V255H178ZM7 257V256H6ZM192 257V256H191ZM8 258V257H7ZM179 258V257H177ZM226 258V257H225ZM88 259H90V263H88ZM176 259V258H175ZM195 259V258H194ZM228 260V258H227ZM7 261V260H6ZM191 262V261H190ZM193 263V262H192ZM192 263H189V264H192Z\"/></svg>", "mask_w": 264, "mask_h": 264}]
</instances>
